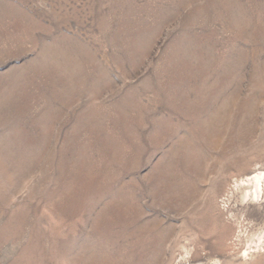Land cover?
Listing matches in <instances>:
<instances>
[{
    "label": "rangeland",
    "instance_id": "rangeland-1",
    "mask_svg": "<svg viewBox=\"0 0 264 264\" xmlns=\"http://www.w3.org/2000/svg\"><path fill=\"white\" fill-rule=\"evenodd\" d=\"M259 173L264 0H0V264H264Z\"/></svg>",
    "mask_w": 264,
    "mask_h": 264
},
{
    "label": "bare ground",
    "instance_id": "bare-ground-1",
    "mask_svg": "<svg viewBox=\"0 0 264 264\" xmlns=\"http://www.w3.org/2000/svg\"><path fill=\"white\" fill-rule=\"evenodd\" d=\"M217 136V135H216ZM233 136V135H232ZM258 149V148H257ZM254 151H256V150H254ZM258 154H259V152L258 153H256V154H252L251 156H249V158H244L242 161V167H240V168H242V169H238L239 171L241 170V171H246V163H247V160L248 159H252V160H254L255 158H257V156H258ZM235 155V154H234ZM230 164V163H229ZM229 168H230V166H229ZM231 168H234L233 166H231ZM229 170V169H228ZM225 171V170H224ZM241 171H240V173H241ZM225 172H227V171H225ZM228 173V172H227ZM244 185H246V186H252V189H254L252 192H250L251 194H252V197H255V198H259V197H264V173H259V174H257L255 177H253L252 179H250V180H248V181H246L245 183H244ZM251 189V188H250ZM184 192V191H183ZM172 193H170V195H171ZM175 194V193H174ZM182 194H184V193H182ZM186 194V193H185ZM177 195V194H176ZM247 196H248V193L246 194ZM172 197V196H171ZM174 197V196H173ZM184 198V197H183ZM212 218H214V217H212ZM218 218V217H217ZM211 219V218H210ZM209 219V220H210ZM206 220V219H205ZM217 219L216 218H214L213 219V223L216 221ZM199 222H201V221H199ZM205 222V221H204ZM207 222H208V220H207ZM210 222H211V220H210ZM202 223V222H201ZM209 223V222H208ZM207 223V224H208ZM212 223V222H211ZM217 223V222H216ZM218 223H220V219H218ZM198 224V223H197ZM200 224V223H199ZM205 224H206V222H205ZM210 225H212V224H210ZM214 226H215V224H213ZM205 226V225H204ZM204 226H202V227H204ZM206 226H209V225H206ZM200 228H202L201 227V224H200V226H199ZM107 228V227H106ZM207 228H209V227H207ZM199 230V229H198ZM201 231L199 232L198 231V233H201V235L202 234H204V235H207L206 237H208L209 236V238H212V239H215L216 240V245H215V248H213L214 249V251H215V253H218V254H223L224 253V251H225V240H226V238L228 237V231H227V228H225L224 226H222V225H216L215 227H210V229H206V228H202V229H200ZM102 234V233H101ZM100 235V234H99ZM105 235V234H104ZM107 235V234H106ZM125 235V234H124ZM136 235H138L139 236V234H136ZM199 235V234H198ZM137 236V237H138ZM126 237V236H125ZM133 237H134V235H133ZM203 237V236H202ZM206 239V238H205ZM201 243H203L202 241L200 242V244ZM214 245V244H213ZM212 248V247H211ZM213 252V251H212ZM98 261V260H97Z\"/></svg>",
    "mask_w": 264,
    "mask_h": 264
}]
</instances>
